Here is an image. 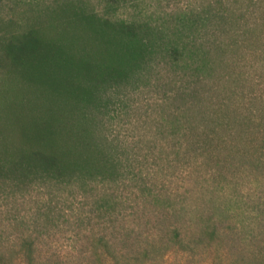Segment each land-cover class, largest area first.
Returning <instances> with one entry per match:
<instances>
[{"label":"trees","instance_id":"16d2710c","mask_svg":"<svg viewBox=\"0 0 264 264\" xmlns=\"http://www.w3.org/2000/svg\"><path fill=\"white\" fill-rule=\"evenodd\" d=\"M144 1H42V27L0 32V58L56 105L0 106L16 135L0 128V198L42 187V235L0 237V264H194L223 251L239 189L264 188V0L163 17ZM143 90L155 105L120 137L109 105ZM65 194L86 211L59 252L48 240ZM247 256L231 264H264V246Z\"/></svg>","mask_w":264,"mask_h":264},{"label":"rangeland","instance_id":"374dc122","mask_svg":"<svg viewBox=\"0 0 264 264\" xmlns=\"http://www.w3.org/2000/svg\"><path fill=\"white\" fill-rule=\"evenodd\" d=\"M42 1L50 0H0V32L7 30H15L18 26L24 27L27 24L37 21L42 27ZM93 6H96L98 0H88ZM207 0H145L140 3L137 10H144L147 14H155L157 16H165L175 12H182L190 8L200 9L202 4ZM28 4L34 6V10L24 14ZM31 6V7H32ZM133 8H129L127 13L132 14ZM13 19L17 22V26H10L9 20ZM42 81V77H39ZM158 95L150 90L136 91L125 97H119L109 106L112 109V127L120 137H128L136 135L137 131H132L133 125L139 120L140 115L134 109L136 106H154L155 99ZM0 106H27L32 109H43L44 106H56L50 104L45 95L42 93V87L39 89L28 88L13 74L7 62L0 58ZM123 106H135L132 109ZM134 110V111H133ZM0 128L8 130V134L15 140L16 135L13 132L11 121L4 122V118L0 119ZM13 132V133H12ZM11 139V142L12 140ZM238 195L243 199L241 204H232L230 207L234 209L235 216L231 220L224 223V227L232 228L229 238L223 243V251L212 250L202 251V253L194 261V264H218L217 257L223 259L222 264L238 263L243 258L248 257L253 250L264 246V236L259 235L263 228L264 209L259 205L264 203V188L262 187H243L239 189ZM229 193V192H228ZM263 197L261 200L260 198ZM66 198H69L67 201ZM225 202V198L222 199ZM222 203V202H221ZM56 210L58 228L51 233L48 242L51 243L53 250L62 252L69 249L72 245L71 239L74 238L77 229L75 221L78 216L84 215L86 207L81 204L79 199H70L65 197L54 199L53 203ZM129 206H132L131 204ZM225 207L229 205H223ZM240 207V208H239ZM244 210V212H243ZM36 223L42 224V187L29 190L24 196L15 194L4 200L0 198V237L4 241H15L18 236L28 231L37 230L42 235V228H36ZM261 244V245H260ZM42 251V239L38 245ZM44 248H48L45 246ZM163 264H188L179 257L170 256Z\"/></svg>","mask_w":264,"mask_h":264}]
</instances>
